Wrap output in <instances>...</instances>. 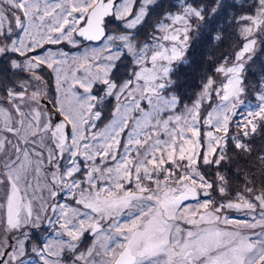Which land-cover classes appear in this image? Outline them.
I'll return each instance as SVG.
<instances>
[{
	"label": "snow or ice",
	"instance_id": "6c2138e0",
	"mask_svg": "<svg viewBox=\"0 0 264 264\" xmlns=\"http://www.w3.org/2000/svg\"><path fill=\"white\" fill-rule=\"evenodd\" d=\"M261 55L264 0H0V264H264Z\"/></svg>",
	"mask_w": 264,
	"mask_h": 264
},
{
	"label": "rangeland",
	"instance_id": "374dc122",
	"mask_svg": "<svg viewBox=\"0 0 264 264\" xmlns=\"http://www.w3.org/2000/svg\"><path fill=\"white\" fill-rule=\"evenodd\" d=\"M223 48L228 49V48H229V44L226 43V44L223 46ZM260 60H264V55H261ZM260 60H257L256 63L252 66V67H253V71H254L257 75L254 76L251 72L248 74V79H249L250 81L255 80V79L258 77V75H259V71H260Z\"/></svg>",
	"mask_w": 264,
	"mask_h": 264
},
{
	"label": "trees",
	"instance_id": "16d2710c",
	"mask_svg": "<svg viewBox=\"0 0 264 264\" xmlns=\"http://www.w3.org/2000/svg\"><path fill=\"white\" fill-rule=\"evenodd\" d=\"M224 51H227L228 49L223 48ZM259 143V142H258Z\"/></svg>",
	"mask_w": 264,
	"mask_h": 264
}]
</instances>
